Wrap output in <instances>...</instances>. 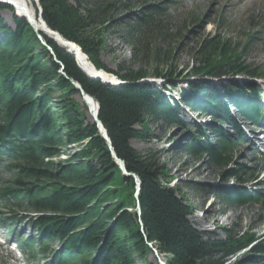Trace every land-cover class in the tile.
<instances>
[{
	"label": "trees",
	"instance_id": "trees-1",
	"mask_svg": "<svg viewBox=\"0 0 264 264\" xmlns=\"http://www.w3.org/2000/svg\"><path fill=\"white\" fill-rule=\"evenodd\" d=\"M38 1L51 30L76 44L97 70L114 75L123 85L89 78L72 54L41 33L43 45L25 19L14 17L16 27L10 29L1 12L14 10L0 3V198L13 221L27 220L38 234V243L27 242L30 250L36 244L41 256H50L47 264H151L153 249L166 264H264V247L250 235L229 234L221 241L196 229L190 220L195 209L183 190L171 187L168 172L156 158L131 146L134 140L152 141V123L183 125L177 116L182 106L242 134L232 109L244 120L259 122V87L233 85L219 93L209 85L188 82L187 89L178 88L180 106L167 99L165 86L144 82L163 80L177 88L176 80L187 77L186 71L162 58L157 41V35L164 37L163 45L171 39L161 30L168 7L145 6L143 0ZM125 13L130 16L121 19ZM109 31L130 46L139 69L125 62L117 71L105 66L104 35ZM244 54L220 37L206 39L187 78L260 79L262 73L246 63ZM72 82L98 104L97 118L131 177L115 163ZM209 132L214 141L198 130L199 136L186 144L185 151L224 170L228 179L245 183L261 174L227 171L239 141L230 140L218 125ZM70 147L74 154L67 152ZM215 195L228 208L257 204L264 209L262 192L234 188ZM54 243L59 249H52ZM248 247L243 260L231 263Z\"/></svg>",
	"mask_w": 264,
	"mask_h": 264
},
{
	"label": "rangeland",
	"instance_id": "rangeland-1",
	"mask_svg": "<svg viewBox=\"0 0 264 264\" xmlns=\"http://www.w3.org/2000/svg\"><path fill=\"white\" fill-rule=\"evenodd\" d=\"M143 1L145 6L168 7L166 17L162 19L163 26L161 27L160 25V27L163 32L169 33L171 39L167 41L166 45H163L164 37L157 35L159 39L157 41H159V48L162 50V58H168L170 65H178L180 71H186L185 75L187 77L190 75L188 73L192 68L193 62L197 60L196 53L199 45L204 40L214 37H220L230 42L233 46H239L241 51L242 49L245 51L243 58L246 63L257 68L259 73H262V77L258 78V80H249L244 77L235 79L230 77L220 80L185 77L184 79L176 80L177 88L168 85L163 80H155L158 82L155 85L161 88L165 86V89L170 91V100L173 99L174 94L178 93V88L187 89L188 82L195 85H209L219 93L233 85H239L243 88L248 85H256L261 89L264 88V0ZM31 5L38 11L34 2ZM6 12L9 11L1 12V17L4 23L14 30L16 27L14 22L15 15L13 14L11 17L12 21H9L4 15ZM136 13H141L140 9ZM129 16L130 14L125 13L121 16V19H126ZM104 36L105 52L102 54V59L108 69L117 71L122 62H125L129 68L139 69L141 67L140 65H135L136 62H132L133 55L130 46L117 33L114 34L109 31ZM49 50L52 53L50 48ZM75 60L80 68L76 57ZM82 102L83 100L80 98V104H85V102ZM85 106L88 108V118L93 119L89 106L86 104ZM232 112L234 119L238 121L239 127L241 126L242 134H239L230 124H219L211 117L195 113L185 106L177 115L183 125H170L165 121L152 123L150 125L154 135L152 141L141 142L134 140L131 141V146L143 156L151 154L153 158H156L159 164L168 172L171 179V187L177 186L183 190L187 200L195 209V213L190 220L196 229L202 233L211 234L213 239L221 241L228 240L229 234H232L233 238H239L243 234L250 235L256 241L257 246L264 247V209H261L257 204L243 208H228L215 195L217 191L232 192L234 188L264 193V159L257 153L258 151L260 153L264 151L256 149V145L260 146L261 144L259 142L260 138L258 135L251 133V125L237 115L235 109H232ZM213 125L221 126L230 140L236 142L238 138L242 140L234 150L233 164L227 171L261 172L256 179L245 181V183L235 178L228 179L224 170L211 168L207 159L198 160L185 151L186 144L190 143L194 136H199L198 130L207 132L208 139L214 141L213 135H210L209 132ZM250 141H254L255 145L252 142L250 143ZM67 152L74 154V147L68 148ZM64 158L65 156L61 157V159ZM0 212L5 217L11 215L6 210ZM14 226V232L17 236L38 237L27 220L17 222ZM0 238L1 241L14 239L12 235L6 234H0ZM250 247L235 256L231 263H234L236 259L243 260L249 254ZM52 249H59L57 243L52 245ZM15 259L16 253H9L4 248H0V264H23ZM23 259L26 260V257L24 256ZM162 259L165 260L163 257ZM47 261L46 257L42 258L38 255V258L30 264H46ZM149 262L151 264H159L154 252L149 257Z\"/></svg>",
	"mask_w": 264,
	"mask_h": 264
},
{
	"label": "bare ground",
	"instance_id": "bare-ground-1",
	"mask_svg": "<svg viewBox=\"0 0 264 264\" xmlns=\"http://www.w3.org/2000/svg\"><path fill=\"white\" fill-rule=\"evenodd\" d=\"M5 1L7 3H10L13 6L14 12H6L4 15L5 17L10 21L11 17L13 16V14H17L19 16H22L28 20H30L33 25H35L39 31H43L45 34H47L49 37L53 38V40H55L56 42H61V44L65 45L66 48L72 52L74 54V56L77 59V62L80 65V68L82 69V71L89 77V78H98L104 82H110L113 84H116L117 82H121L119 81L118 78H114V76H112L111 74H108L104 71H97L93 68V66L90 64L89 60L84 56V54L82 53V51L80 50V48L70 42H63L58 38V36L56 34H51L50 32H48L41 24L39 16H38V11L35 10V8L32 7V1L31 0H2ZM12 21V20H11ZM152 81L155 80H150V82L147 83H152V84H156L153 83ZM106 85V84H105ZM117 87V86H116ZM171 87V86H170ZM165 96L168 97L167 99L170 100V91L166 90L165 92ZM90 103H93V105H96V102L91 99H89ZM87 105V104H86ZM90 109V107H89ZM91 111V109H90ZM92 112V111H91ZM93 114V112H92ZM125 175V174H124ZM126 176V175H125ZM139 214H141V211L139 209ZM154 252V250H153Z\"/></svg>",
	"mask_w": 264,
	"mask_h": 264
},
{
	"label": "water",
	"instance_id": "water-1",
	"mask_svg": "<svg viewBox=\"0 0 264 264\" xmlns=\"http://www.w3.org/2000/svg\"><path fill=\"white\" fill-rule=\"evenodd\" d=\"M31 1L34 2V3L36 4L37 8H38V16H39V19H40V22H41L42 26H43L48 32H50L51 34H56V35L58 36V38L62 41V43H63V42H64V43H65V42H68V41H66L61 35H59L58 33L54 32L53 30H51V29L47 26V24L45 23V21L43 20V17H42V9H41V7H40V3H39V1H38V0H31ZM0 3H1V4H4V5H7V6H9V7H11V8L13 9V6H12L10 3H7V2L2 1V0H0ZM13 10H14V9H13ZM15 17H17V18H21V19H25V20L29 23V25L31 26V28L34 30V32L38 35V38L41 40V42L43 43V45H45V42L43 41V38H42V36L40 35V33H42V34L45 35L47 38H49V39H51L52 41H54L57 45H60L62 48H65L70 54L74 55L72 52H70V51L66 48L65 45L61 44V42H56L55 40H53V38L49 37V36H48L47 34H45L43 31H39V29H38L35 25H33V23H32L30 20H28V19H26V18H24V17H22V16H19V15H17V14H15ZM80 50H81V49H80ZM84 56L86 57L85 54H84ZM86 58H87V57H86ZM90 64H91V62H90ZM91 65H92V64H91ZM92 66H93V65H92ZM93 68H94L95 70H97L94 66H93ZM97 71L99 72L100 70H97ZM91 79H93V80H97V81H101L102 83H104V84H106V85H109V86H121V85H123L122 82H117L116 84H113V83H110V82H104V81H102V80H100V79H98V78H91ZM144 82H150V80H146V81H144ZM152 82H153V83H156V81H152ZM72 84H73V86H74L77 90L80 91V93H81V98H82L83 102H85V104H87V105L90 107L91 111L93 112V116H92L93 121L97 123V126H98V128H99V131H100L101 135H102L103 138L108 142V144H109V149L111 150V154H112L113 159L115 160V163L119 166L120 170H121L126 176L131 177L132 175L127 173V171H126V169H125V166H124V163H123V162H122V161L116 156V154L114 153L113 148H112V145H111V141H110V139H109V137H108V135H107L105 129L103 128V126L101 125V123L99 122V120H98V118H97V116H98V111H99V106H98V104L96 103V105L94 106L93 103H90V102H89V99H91L92 101H93V99H92L90 96H88V95L85 94V92L83 91V89L81 88V86H80L78 83H76V82H72ZM133 177H134L135 180H136L137 187H138V191H140V182H139V180L137 179V177H135V176H133ZM154 256H155V258L158 260L159 264H166V261L162 259V257L159 255V252H158L157 250H154Z\"/></svg>",
	"mask_w": 264,
	"mask_h": 264
}]
</instances>
